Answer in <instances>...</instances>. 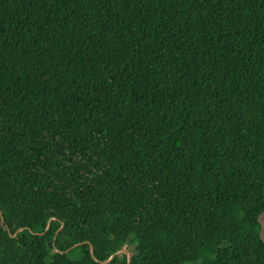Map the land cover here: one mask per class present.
<instances>
[{
    "label": "trees",
    "instance_id": "16d2710c",
    "mask_svg": "<svg viewBox=\"0 0 264 264\" xmlns=\"http://www.w3.org/2000/svg\"><path fill=\"white\" fill-rule=\"evenodd\" d=\"M0 212V264H264V0H0Z\"/></svg>",
    "mask_w": 264,
    "mask_h": 264
},
{
    "label": "water",
    "instance_id": "95a60500",
    "mask_svg": "<svg viewBox=\"0 0 264 264\" xmlns=\"http://www.w3.org/2000/svg\"><path fill=\"white\" fill-rule=\"evenodd\" d=\"M0 216H1V220H2V222H4V220H3V215H2L1 212H0ZM49 225H50V221H48L45 231L48 230ZM24 230H26V228L19 229V230H17V231L15 232L14 235H11L10 232H9V230H7V231H8V233H9V236H10L11 238H14L18 233H20L21 231H24ZM59 230H60V229H59ZM59 230L55 233V235L59 232ZM81 244H82V243L75 244V245L72 246L70 249H68V250L66 251V253H68L71 249L80 246ZM83 244H84V243H83ZM90 254H91V256H93V248H92L91 246H90ZM119 254H125V255L127 256V264H130V260H131V258H130V254H129V252H128L126 249H123V250H121V251H118V252L112 254V255H111L106 261L100 262V261H98V260H96V259H95V261H96L97 263H100V264H109V263L113 260V258H114L115 256L119 255Z\"/></svg>",
    "mask_w": 264,
    "mask_h": 264
}]
</instances>
